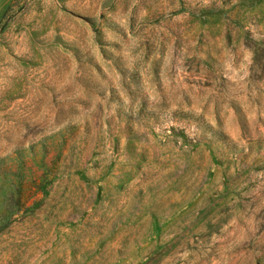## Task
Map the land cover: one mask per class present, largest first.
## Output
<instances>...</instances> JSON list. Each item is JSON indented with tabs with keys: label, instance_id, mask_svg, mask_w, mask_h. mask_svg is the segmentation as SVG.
Masks as SVG:
<instances>
[{
	"label": "rangeland",
	"instance_id": "obj_1",
	"mask_svg": "<svg viewBox=\"0 0 264 264\" xmlns=\"http://www.w3.org/2000/svg\"><path fill=\"white\" fill-rule=\"evenodd\" d=\"M0 264H264V0H0Z\"/></svg>",
	"mask_w": 264,
	"mask_h": 264
}]
</instances>
